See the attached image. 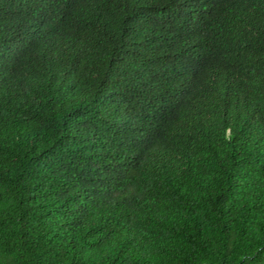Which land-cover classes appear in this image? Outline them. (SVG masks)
Returning a JSON list of instances; mask_svg holds the SVG:
<instances>
[{
	"label": "trees",
	"instance_id": "1",
	"mask_svg": "<svg viewBox=\"0 0 264 264\" xmlns=\"http://www.w3.org/2000/svg\"><path fill=\"white\" fill-rule=\"evenodd\" d=\"M0 264H264V0H0Z\"/></svg>",
	"mask_w": 264,
	"mask_h": 264
}]
</instances>
